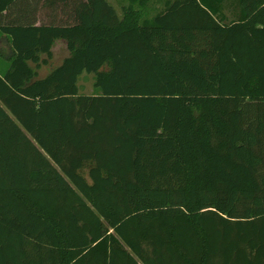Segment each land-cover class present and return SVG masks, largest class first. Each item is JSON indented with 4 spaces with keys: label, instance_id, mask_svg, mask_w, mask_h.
<instances>
[{
    "label": "trees",
    "instance_id": "16d2710c",
    "mask_svg": "<svg viewBox=\"0 0 264 264\" xmlns=\"http://www.w3.org/2000/svg\"><path fill=\"white\" fill-rule=\"evenodd\" d=\"M167 4L0 0V264H264V0Z\"/></svg>",
    "mask_w": 264,
    "mask_h": 264
},
{
    "label": "crops",
    "instance_id": "0c3cea01",
    "mask_svg": "<svg viewBox=\"0 0 264 264\" xmlns=\"http://www.w3.org/2000/svg\"><path fill=\"white\" fill-rule=\"evenodd\" d=\"M108 1V0H107ZM174 1L177 0H149V5H148V10L151 13V16H155L156 14H163L164 12L167 11L168 7L170 6L167 4V2L173 3ZM187 1V0H186ZM198 3H200V0H197ZM132 0H110V4L114 6L119 14L122 16L124 13V8H127ZM116 3V4H114ZM184 6V5H183ZM182 6V7H183ZM187 7V4L184 6ZM187 9V8H185ZM184 11L181 9V7L178 8V14H180L182 17H190L191 21H198V16H199V9L197 6L191 7V9H187V11ZM214 19H216L219 23H222L223 25L227 24L226 21V16H230L229 10L224 9L222 18L223 21H221V14H211ZM193 23V22H192ZM198 23V22H196ZM62 45L63 46V53L64 56L63 58H59L57 56V48ZM12 56V51L11 47L8 42V38L5 35H2L0 32V75L4 74L10 65V58ZM70 52L68 50V46L65 41H57L56 44L54 45L52 49V57L48 59V63L45 65H42L38 70V79H44L46 78L53 70L57 69L60 67L63 62L69 58ZM48 69L47 72L44 73V69ZM86 77V76H85ZM92 77V76H91ZM83 80V79H82ZM83 88V86H82Z\"/></svg>",
    "mask_w": 264,
    "mask_h": 264
},
{
    "label": "rangeland",
    "instance_id": "374dc122",
    "mask_svg": "<svg viewBox=\"0 0 264 264\" xmlns=\"http://www.w3.org/2000/svg\"><path fill=\"white\" fill-rule=\"evenodd\" d=\"M108 2H110V0H108ZM114 4H116V3H114ZM57 56H59V58H63V56H64V53H63V46L62 45H60L58 48H57ZM33 66V68L35 69V66L34 65H32ZM45 71H44V73L45 72H47V68L46 69H44ZM92 82H93V80H92V77L91 76H86V77H84L83 78V80H82V86H83V88H82V90L84 91V92H91L92 91ZM86 173V176H87V171L85 172Z\"/></svg>",
    "mask_w": 264,
    "mask_h": 264
}]
</instances>
